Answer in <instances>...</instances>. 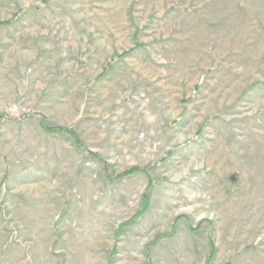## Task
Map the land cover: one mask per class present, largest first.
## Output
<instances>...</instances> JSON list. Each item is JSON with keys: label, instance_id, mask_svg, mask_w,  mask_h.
Masks as SVG:
<instances>
[{"label": "rangeland", "instance_id": "obj_1", "mask_svg": "<svg viewBox=\"0 0 264 264\" xmlns=\"http://www.w3.org/2000/svg\"><path fill=\"white\" fill-rule=\"evenodd\" d=\"M2 22L0 264H264V0H0Z\"/></svg>", "mask_w": 264, "mask_h": 264}, {"label": "trees", "instance_id": "obj_2", "mask_svg": "<svg viewBox=\"0 0 264 264\" xmlns=\"http://www.w3.org/2000/svg\"><path fill=\"white\" fill-rule=\"evenodd\" d=\"M50 0H42V3L43 4H47ZM7 23H0V26L1 25H5ZM41 128L44 132H47V133H51V134H62V135H68L70 137H72L76 143V145L81 148L82 145L81 143L79 142L77 136H76V133L71 130V129H64V128H57V127H48L46 124L44 123H41ZM91 155H93L94 157H98L95 153H91ZM134 174H143V175H147L146 174V170L144 168H139V167H134V168H131V169H128L124 172H122L120 175H118V177H127V176H131V175H134ZM213 256V249L211 251V255L207 261L206 264H210L211 262V258Z\"/></svg>", "mask_w": 264, "mask_h": 264}]
</instances>
